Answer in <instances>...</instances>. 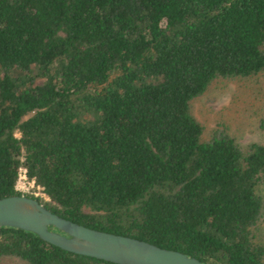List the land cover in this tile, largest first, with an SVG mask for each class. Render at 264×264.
<instances>
[{
	"label": "trees",
	"instance_id": "16d2710c",
	"mask_svg": "<svg viewBox=\"0 0 264 264\" xmlns=\"http://www.w3.org/2000/svg\"><path fill=\"white\" fill-rule=\"evenodd\" d=\"M258 73L264 0H0V197L206 264H264V143L223 125L203 138L190 110L213 79ZM21 167L48 199L15 188ZM1 257L119 264L7 225Z\"/></svg>",
	"mask_w": 264,
	"mask_h": 264
},
{
	"label": "water",
	"instance_id": "95a60500",
	"mask_svg": "<svg viewBox=\"0 0 264 264\" xmlns=\"http://www.w3.org/2000/svg\"><path fill=\"white\" fill-rule=\"evenodd\" d=\"M0 225L20 227L68 251L119 264H206L176 249L72 221L26 194L0 197Z\"/></svg>",
	"mask_w": 264,
	"mask_h": 264
},
{
	"label": "rangeland",
	"instance_id": "374dc122",
	"mask_svg": "<svg viewBox=\"0 0 264 264\" xmlns=\"http://www.w3.org/2000/svg\"><path fill=\"white\" fill-rule=\"evenodd\" d=\"M190 110L203 126V138H209L223 125L241 146L252 141L264 143V128L260 126L264 117V73L217 77L201 95L191 100ZM32 192L43 199L49 198L41 187L34 186ZM260 192L264 198V183L260 185ZM257 236L264 241V216ZM19 263L15 258H0V264Z\"/></svg>",
	"mask_w": 264,
	"mask_h": 264
},
{
	"label": "built area",
	"instance_id": "2783aa9c",
	"mask_svg": "<svg viewBox=\"0 0 264 264\" xmlns=\"http://www.w3.org/2000/svg\"><path fill=\"white\" fill-rule=\"evenodd\" d=\"M34 186L40 187L39 185H35L34 179L28 178L26 168L21 167L15 182V188L22 193H28L32 192Z\"/></svg>",
	"mask_w": 264,
	"mask_h": 264
}]
</instances>
